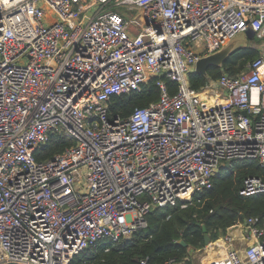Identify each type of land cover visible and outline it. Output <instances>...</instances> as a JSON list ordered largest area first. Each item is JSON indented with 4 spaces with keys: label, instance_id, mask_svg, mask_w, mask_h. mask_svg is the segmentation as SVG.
Instances as JSON below:
<instances>
[{
    "label": "built area",
    "instance_id": "built-area-1",
    "mask_svg": "<svg viewBox=\"0 0 264 264\" xmlns=\"http://www.w3.org/2000/svg\"><path fill=\"white\" fill-rule=\"evenodd\" d=\"M249 28L264 38V0H0V264H69L145 228L154 207H187L226 162L264 169V55L188 81ZM151 78L156 102L111 114V96ZM54 132L73 144L37 159ZM258 193L264 178L246 177L240 194ZM208 248L221 254L202 264H264V225L247 217Z\"/></svg>",
    "mask_w": 264,
    "mask_h": 264
},
{
    "label": "trees",
    "instance_id": "trees-1",
    "mask_svg": "<svg viewBox=\"0 0 264 264\" xmlns=\"http://www.w3.org/2000/svg\"><path fill=\"white\" fill-rule=\"evenodd\" d=\"M259 55V50L254 47H239L228 56L222 67H211L206 75L190 73L189 84L193 89H199L208 79L218 78L223 73L236 75L247 62ZM156 81V78H151L138 90L111 96L108 101L111 114L128 117L135 108L156 102L161 94ZM164 81L169 94H174L177 83L168 78ZM72 144L59 132H54L35 156L37 159L49 158ZM248 176L264 178V169L256 160L226 162L214 176L212 188L196 194L187 207H154L146 215L145 228L117 241L100 239L74 255L69 264H138L142 258H148L149 264H163L169 259L181 261L191 249L205 246L202 225L211 241L224 234L228 227L243 224L250 216L259 217L264 225V193L240 194L243 181ZM180 240L186 245H182ZM192 262L190 259L186 263Z\"/></svg>",
    "mask_w": 264,
    "mask_h": 264
},
{
    "label": "water",
    "instance_id": "water-1",
    "mask_svg": "<svg viewBox=\"0 0 264 264\" xmlns=\"http://www.w3.org/2000/svg\"><path fill=\"white\" fill-rule=\"evenodd\" d=\"M254 35L252 29H247L244 32H240L235 34L226 45H224L219 51L210 54L208 56L200 58L196 65L194 72L201 73L203 75L207 74V70L211 67H222L223 63L226 61L228 56H230L237 48L239 47H247L249 39H251ZM204 244L205 246L211 243L210 236L205 228L202 225ZM182 245H186L183 241H179ZM8 264H17V263H8Z\"/></svg>",
    "mask_w": 264,
    "mask_h": 264
},
{
    "label": "rangeland",
    "instance_id": "rangeland-1",
    "mask_svg": "<svg viewBox=\"0 0 264 264\" xmlns=\"http://www.w3.org/2000/svg\"><path fill=\"white\" fill-rule=\"evenodd\" d=\"M99 7H101V5L98 3V4L95 5L94 9H97ZM107 10H114V11L121 12L122 11V7L121 6H116L113 3H109L105 7H102V11H107ZM138 13H139L138 11H134V12L129 11V14L127 16H128V18L137 17ZM251 42L257 43V44H261L262 42H264V38H258V37L255 36ZM257 44H255V45H257ZM255 45H251V47H255ZM193 250L195 251L196 249H193ZM205 254L206 253H204L203 251L198 252V254H196L195 257H193V262L192 263L193 264L202 263L205 260Z\"/></svg>",
    "mask_w": 264,
    "mask_h": 264
},
{
    "label": "crops",
    "instance_id": "crops-1",
    "mask_svg": "<svg viewBox=\"0 0 264 264\" xmlns=\"http://www.w3.org/2000/svg\"><path fill=\"white\" fill-rule=\"evenodd\" d=\"M253 38H254V35H253V37L251 39H249L248 44H250V45H248V46L257 44V43L251 42L253 40ZM254 48H256V49L259 50V54L260 55H264V46L262 44H257V45H255ZM235 243H236V241H235ZM191 250L189 252H190V254H191L192 257H195V255L198 254V252L203 251L201 249H200L201 251L199 249H196L195 251L193 249H191ZM219 251L220 250L214 251V250H211L209 248H208L207 251H205V252L203 251L206 254H205V260L202 263L207 262L208 260L215 259V257L220 256L221 252H219ZM202 263H200V264H202Z\"/></svg>",
    "mask_w": 264,
    "mask_h": 264
}]
</instances>
